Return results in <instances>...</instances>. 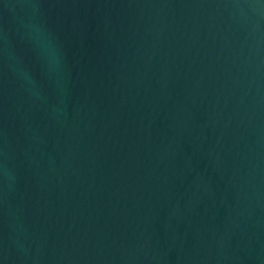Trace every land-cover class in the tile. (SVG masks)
I'll return each mask as SVG.
<instances>
[{"label":"water","instance_id":"obj_1","mask_svg":"<svg viewBox=\"0 0 264 264\" xmlns=\"http://www.w3.org/2000/svg\"><path fill=\"white\" fill-rule=\"evenodd\" d=\"M0 264H264V0H0Z\"/></svg>","mask_w":264,"mask_h":264}]
</instances>
